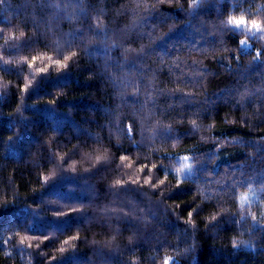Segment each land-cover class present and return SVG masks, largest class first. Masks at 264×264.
<instances>
[{
  "label": "trees",
  "instance_id": "16d2710c",
  "mask_svg": "<svg viewBox=\"0 0 264 264\" xmlns=\"http://www.w3.org/2000/svg\"><path fill=\"white\" fill-rule=\"evenodd\" d=\"M153 4L156 8L141 26L140 16ZM190 4L82 0L65 6L59 0H0V228L10 227L3 237H12L0 249V264H163L166 255L179 264H264V232H252L250 218L236 224L230 214L238 209L227 195L215 212L217 202L204 201L194 213L196 227L190 228L186 216L182 222L179 217L192 204L186 202L180 213L170 200L185 199L194 190L191 179L162 198L147 186L130 184L118 194L111 190L116 179L136 172V165L121 166V155L138 164L174 167L175 154L196 149L207 161L216 145L219 164H204L201 178L208 172L223 176L226 170L240 175L239 165L247 177L264 170V147L254 146L264 145V64L251 63L256 50L264 49V39L244 31L221 32V21L229 16L264 18V0H205L194 15L188 14ZM97 25L108 29L109 46L123 47L105 57L98 48L103 37L95 34ZM246 37L250 49L239 45ZM69 39L70 47L65 45ZM141 46L156 51L137 63L155 71L124 73L132 80L146 76L163 93L152 92L155 104L143 108V88L139 103L130 99L137 89L115 88L110 76L121 73L106 67V60L123 64ZM70 51L77 55L67 69L51 70L27 94L20 92L34 71L27 68L31 56L62 59ZM193 61L198 63L193 66ZM44 63L38 61L36 67ZM177 66L182 71L172 70ZM189 93L193 95L181 97ZM193 120L198 131L191 129ZM157 122L166 127L154 138ZM99 156L106 161L98 162ZM165 170L157 169L161 178ZM169 183H175L171 176ZM250 199L245 212L259 218L264 193ZM57 203L64 212L80 211L56 217ZM213 214L222 216L205 228L201 215L208 223ZM52 232L56 238L45 240L43 235ZM70 236L79 237L71 242L75 248L62 243ZM25 237L32 247L21 252L19 240ZM234 238L250 241L252 248L234 250ZM61 247L68 250L61 252Z\"/></svg>",
  "mask_w": 264,
  "mask_h": 264
},
{
  "label": "snow or ice",
  "instance_id": "6c2138e0",
  "mask_svg": "<svg viewBox=\"0 0 264 264\" xmlns=\"http://www.w3.org/2000/svg\"><path fill=\"white\" fill-rule=\"evenodd\" d=\"M82 0H59L60 4H64L65 6H70L72 3H81ZM159 0H157V3ZM205 2V0H191V4L189 6V12L188 14L194 15L197 10L200 8V6ZM264 7V6H262ZM156 8V4L150 5L149 8L143 13V15L140 16L138 23L143 26L146 24V17L149 16L153 9ZM57 10L59 8L57 7ZM84 14V13H82ZM135 14V13H134ZM86 15V14H85ZM221 24L223 27L221 28V32L223 31H232V32H239L244 31L247 33H252L253 37L256 39H264V18H256L255 16L249 17L247 15L241 14L239 16H229L226 20H222ZM173 29H170L169 31H172ZM153 32L156 31V28L153 27ZM96 35H99L103 37V44L98 46L99 50L102 52V54L107 57L113 50H116L118 48L123 47V44L115 43L113 42L111 46L108 45V29L107 28H101L99 25L96 27ZM2 35V33H0ZM24 34L21 33V36ZM76 35H79L77 33ZM144 35L148 36L149 39H152L153 37L149 33H144ZM15 36V34H13ZM165 36V35H163ZM65 45L70 47L71 40L65 41ZM239 45L242 49H250L252 45L249 44L248 38L246 37L243 40L239 41ZM97 48V46H94V50ZM155 48H148L145 49L144 46H141L140 53L136 54L133 57L126 58L123 60V64H121V60H106V67L108 65H111L116 72H120V77L116 78L114 76H110L111 80L113 81V85L117 89L127 88V87H135L137 89V93L134 95V97H129L130 99H135L139 103V89L142 87L144 91V101L141 107H145L148 104H155V98L151 95L152 92L156 91L158 94H163L162 92H159L158 86L151 85L148 81V78L146 76L139 77L138 80H132L130 79L125 73L124 69H127L128 72H131L132 70H136L137 72H154L153 69H144L139 66L137 63L138 61H143L145 54L148 53H155ZM77 53L75 51H70L69 55H63L62 59H54L51 56L37 54L31 56L30 59L27 60V68L29 70L34 69V71H31L29 73L30 79L27 83H24L22 87L19 89L20 92L27 94L28 90L34 85L37 78L41 75L48 74L51 70H56L58 73L64 71L69 66V61L72 60ZM169 56L171 53L168 54ZM264 56V49H257L256 55L253 57L252 64H256L257 62L264 64V60H261L260 57ZM235 59H238V57H234ZM158 59H163V57H158ZM38 61H46V63L43 64L41 67H36ZM198 62L193 61L192 65L195 66ZM230 67V66H229ZM173 71H182L179 66L172 69ZM24 71V70H22ZM197 79H202V77H197ZM193 94H182V98L190 97ZM264 95V93H262ZM250 100V97H249ZM47 103H55V100L47 101ZM239 107V105H237ZM161 127H166L160 124V122H157L156 130L152 131V136L156 138L158 134V129ZM191 129L194 131H198L200 129V126L195 123L193 120ZM171 130V129H169ZM131 130L129 129V132ZM131 139V136H129ZM233 142V141H229ZM240 142V141H235ZM259 150H261L264 145H255ZM166 155H173L172 153H167ZM176 156V165L177 166H163L161 164L156 163H139L137 161H134L131 159L128 155H121L119 157L121 161V166L127 169L133 168L134 165H136V172L129 176L127 179H116L114 181V184L111 187V190L118 194L122 189L127 188L128 185H134L138 186L141 189H144L145 186L148 187L149 191L151 193H155L156 195L161 196V190L165 186L169 184V176L175 181V184L177 186L184 185L186 180L191 179L192 184L194 185V190L198 193H200L199 196L196 197L197 200L201 201L203 203L204 201L212 200L216 201L217 204L213 208V212H215L216 207H220V203L225 195H227L228 200L238 209L237 212H232L230 215L232 217H235V223L236 224H243L248 221L250 218L252 221V232L256 231H262L264 232V213L260 214V217L258 218L255 214H252L250 212H245V205H250L253 201L250 199L251 196H256L257 192L264 193V170H259L258 175L255 177H247L244 172V166L239 165L235 166L237 170L240 171V175H237L236 171L232 170H226L225 174L222 176L219 173L213 174L211 172H208L206 174L205 178H201V174L203 173V165L204 164H211L212 167H215L217 164H219V161L221 159L220 157V151L217 149L216 145L211 150L210 156L207 161H203L200 159L199 154L197 153L196 149H188L187 154L180 155L179 153L175 154ZM213 157H216L217 159H213ZM106 156H99L97 157L98 162L103 163L106 161ZM65 163H67V160H65ZM165 167L166 170L163 173V178L157 173V169ZM74 171V169H73ZM45 184H47V178L45 179ZM254 184H260L261 187L257 189L254 187ZM240 189H247L246 192H239ZM145 195H148V193H145ZM264 203V201H261ZM55 205H59L60 210L54 211L57 215L56 217H62L66 216L69 213L73 212H79V209H69L68 212L62 211L63 205L57 203ZM130 209L134 210L133 205L130 204ZM106 212H109V214H112L110 210L105 209ZM227 209L221 208V212H227ZM196 212V209L193 208L188 211V214L186 216V219L184 222L186 224L194 225L195 222L193 220L194 213ZM121 215H126V213L121 212ZM35 215L39 216V212H35ZM149 215V214H148ZM150 216V215H149ZM222 216V215H221ZM215 214L211 216V220L208 222L214 223L219 217ZM27 230V229H26ZM4 231H11L10 227H4L0 228V249L4 247L6 243H10L12 237H9L7 240L3 237ZM28 231V230H27ZM44 239L49 240L56 238L55 232H52V235L44 234ZM35 239V238H33ZM78 236H70L68 239L64 240L62 243L63 245H69L71 244L72 248H75V244L71 243L72 241L78 240ZM19 245L21 246L18 250L21 252H26L27 249L32 247V242L28 240L27 237L19 240ZM26 245V246H25ZM241 245L245 246V248H252V244L250 241H244V240H232V248L234 250H239ZM38 247V246H37ZM194 247V245H193ZM68 249L66 247H61L59 251L64 252ZM185 253L189 251V249L184 250ZM31 256V253H29ZM55 259V258H53ZM28 264H31V261H28ZM129 264H133L132 261H129ZM163 264H179V261L176 259L175 256H164L163 257Z\"/></svg>",
  "mask_w": 264,
  "mask_h": 264
},
{
  "label": "clouds",
  "instance_id": "9594fccd",
  "mask_svg": "<svg viewBox=\"0 0 264 264\" xmlns=\"http://www.w3.org/2000/svg\"><path fill=\"white\" fill-rule=\"evenodd\" d=\"M180 186H177L175 183H169L167 186H165L162 190H161V196H159L160 198L164 197L166 193H172L175 189L179 188ZM197 195L195 194V190L191 191L189 193V195L183 199V200H175V199H171L170 201H172L173 203L176 204V208L177 210H179V212L181 213V209H182V206L187 202V203H191L192 204V207L189 208L186 212H184L181 217H179V220L182 222V217L184 216H187L188 214V211L195 208L196 210L198 208H200L201 204L200 202H198V200L196 199ZM159 199V198H158ZM208 211V210H207ZM206 211V212H207ZM205 213V212H204ZM200 219L203 221V226L205 228H207L208 224L207 222H205V220L203 219L202 215L200 217ZM220 219V217L218 218ZM217 219V220H218ZM189 225L190 228H195L196 227V223L194 225H190V224H187Z\"/></svg>",
  "mask_w": 264,
  "mask_h": 264
},
{
  "label": "bare ground",
  "instance_id": "6f19581e",
  "mask_svg": "<svg viewBox=\"0 0 264 264\" xmlns=\"http://www.w3.org/2000/svg\"><path fill=\"white\" fill-rule=\"evenodd\" d=\"M254 134V133H253Z\"/></svg>",
  "mask_w": 264,
  "mask_h": 264
}]
</instances>
